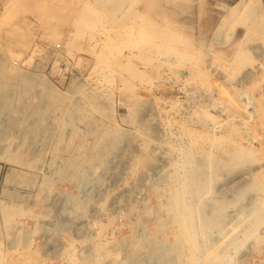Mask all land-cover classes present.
Instances as JSON below:
<instances>
[{
	"label": "rangeland",
	"instance_id": "rangeland-1",
	"mask_svg": "<svg viewBox=\"0 0 264 264\" xmlns=\"http://www.w3.org/2000/svg\"><path fill=\"white\" fill-rule=\"evenodd\" d=\"M255 97L264 0H0V264H264ZM226 122L251 149L230 168Z\"/></svg>",
	"mask_w": 264,
	"mask_h": 264
},
{
	"label": "bare ground",
	"instance_id": "bare-ground-1",
	"mask_svg": "<svg viewBox=\"0 0 264 264\" xmlns=\"http://www.w3.org/2000/svg\"><path fill=\"white\" fill-rule=\"evenodd\" d=\"M251 1V0H250ZM247 3V2H246ZM245 3V4H246ZM248 5V4H247ZM249 5H250V3H249ZM252 6V5H251ZM242 18H244V19H248V21H247V26H248V28L249 29H252L253 31H259L260 30V28L262 27L261 26V23L259 22V18H258V16L256 15H253L252 16V10H251V8H248V11H246L243 15H242ZM109 41V40H108ZM108 43H112V42H108ZM106 45H107V42L105 43ZM112 45V44H111ZM109 46V47H112V46ZM107 46V47H108ZM170 48L171 46L170 45H164V47L165 48H168V47ZM106 46H105V48H107ZM109 47H108V49H107V51L108 50H110L109 49ZM104 48V49H105ZM114 49H115V47H114ZM172 49H178V48H172ZM116 50V49H115ZM152 50V49H151ZM105 51V50H104ZM106 51V52H107ZM111 52L112 51H114V50H110ZM109 52V51H108ZM107 52V53H108ZM115 52V51H114ZM116 52H119L118 50H116ZM149 52H151V51H149ZM176 52V51H175ZM131 53H133V51L132 50H129V52H128V54H121V58L123 57V58H125V60H123V59H117V61L116 62H118V64H120L119 66H122L123 68H126L127 70H129L130 72H132V73H134V74H136V75H144L143 74V72L140 70V69H137L135 66L136 65H133L134 63L133 62H131V59L129 58V56H130V54ZM145 53V52H144ZM104 54V53H103ZM115 54V53H114ZM134 54H135V52H134ZM147 54V53H146ZM162 54V53H161ZM105 55H107V54H105ZM103 56V55H102ZM114 56V55H113ZM134 56H138V57H141V58H147V60H148V56H145V54H135ZM150 59V58H149ZM109 60V59H108ZM116 60V59H115ZM161 61V60H160ZM168 62V61H167ZM169 62H171V63H169V64H167V65H171L172 64V66H173V64L174 65H177V64H179V63H181V60L179 59V58H177V57H171V61H169ZM166 63V62H165ZM184 64V63H183ZM185 67H186V65H185ZM219 67H224L223 65H221V66H219ZM214 69V68H213ZM156 70H157V68H156ZM178 69L176 70V73L178 74ZM205 70H200V72H204ZM219 71H221L220 69H219ZM158 72V71H157ZM174 72V71H173ZM206 72V71H205ZM147 73V72H146ZM172 73V72H171ZM226 73V72H225ZM224 73V74H225ZM159 74V73H158ZM174 74V73H173ZM182 74V75H181ZM181 74H178V76L180 77V78H182V79H185V82H186V80H189L188 78H190V76H191V74H192V72L191 73H189L190 74V76L188 77V78H186V74H183V73H181ZM188 74V75H189ZM199 74V73H198ZM223 74V75H224ZM133 75V74H132ZM193 75H194V73H193ZM137 76V77H138ZM149 76V75H148ZM134 78V77H133ZM141 78V77H140ZM155 78V77H154ZM211 78V77H210ZM227 78V77H226ZM225 78V79H226ZM143 79H144V77H143ZM212 79H214L215 80V78H211V80ZM145 80V79H144ZM143 80V81H144ZM146 80L148 81V82H152V83H154V79H153V76H149L148 78L146 77ZM145 80V81H146ZM140 81V80H139ZM184 81V80H183ZM207 81V80H206ZM205 81V82H206ZM216 81V80H215ZM214 81V82H215ZM227 81V80H226ZM226 81H224L223 80V82H226ZM233 81V80H232ZM180 82V81H179ZM204 82V83H205ZM233 83H234V81H233ZM232 82L231 83H225V85H223V84H221V85H219V87H217V88H220V90L219 89H217V93L216 94H218L219 96V99H223V97H224V94H225V90L227 89V88H229V89H232L233 90V93H237V94H239L238 92L240 91V89H239V87L237 88L236 86V84H233ZM201 84V83H200ZM219 84V83H218ZM226 86H227V88H226ZM249 87V86H248ZM250 88V87H249ZM246 89V88H245ZM189 91V90H188ZM241 92V91H240ZM232 93V94H233ZM244 93V92H243ZM242 93V94H243ZM231 94V93H230ZM250 96V95H249ZM214 97V96H213ZM217 97V98H218ZM240 97V96H239ZM253 97V96H252ZM219 99H217V100H219ZM232 99V98H231ZM225 100V99H224ZM223 100V101H224ZM249 100V99H248ZM252 100H255L256 101V103H257V105L256 104H254L256 107H258L259 105L261 106V104H260V102H259V98L258 97H255V99H253L252 98ZM251 100V101H252ZM246 101V100H245ZM233 103L235 102V99L232 101ZM249 102V101H248ZM229 103V102H228ZM233 103H232V106H233ZM251 103V102H250ZM244 104V103H243ZM241 105V103H239V106ZM237 107H238V105H236ZM208 108V107H207ZM259 108V107H258ZM264 108V106H262V107H260L259 108V110L260 109H263ZM236 109V108H235ZM224 111V110H223ZM264 111V110H263ZM204 121V120H203ZM227 123V122H226ZM206 125V124H205ZM216 125V124H215ZM225 126V125H224ZM223 126V127H224ZM228 126V127H227ZM227 126L225 127V129H222V132L218 135V134H213L212 136H211V139L214 141V140H221V139H224V140H226L227 142H229L234 148H233V150L231 151V152H229L230 153V156H229V160L224 164H222L223 166H226V165H228L229 166V168H230V164H232V163H234V164H232V165H234V167H235V162H237V163H239V162H242L246 157H248L249 155H251V149L250 148H248V147H245V146H243L242 144H241V142H240V139L244 136V134H241V130H240V126L238 125V124H236V123H230L229 125H228V123H227ZM222 127V126H221ZM187 128V127H186ZM212 128V127H211ZM183 129V128H182ZM191 129V128H190ZM188 131H190L191 133H192V131H193V129L192 130H188ZM220 131V130H219ZM249 134V133H248ZM249 136H250V134H249ZM256 140H258V139H256ZM260 142H259V140H258V144H259ZM264 142H262V144H263ZM210 145H212V143L210 144ZM255 145V144H254ZM259 145H261V144H259ZM257 146V145H256ZM228 152V151H227ZM228 166H226L227 168H228ZM231 171V170H230ZM260 181H263L264 182V172H263V174L261 175V179H260ZM259 186L261 185V184H259V182L257 183ZM245 190V189H244ZM241 192H242V190H241ZM240 193V192H239ZM171 205H179V207L181 206L180 205V202H179V200H178V198H176L175 196L173 197V199H172V201H171ZM173 208V207H172ZM174 209V208H173ZM181 222H180V225H179V230H177V232H176V237L179 239V240H186L187 241V244H188V249H190V250H188V252L190 251V259H195V256H196V254H194V252H193V250H194V243H195V233H194V229H193V225H192V223H191V219H190V215L188 214V213H182V215H181ZM178 222V221H177ZM162 225V224H161ZM175 226V225H174ZM176 227V226H175ZM172 228V227H171ZM177 228V227H176ZM178 229V228H177ZM185 241V242H186ZM180 243V242H179ZM182 243V242H181ZM174 245V244H173ZM178 245V243H176V245L175 246H177ZM184 248V247H183ZM177 250L179 251L180 249H178L177 248ZM196 253V252H195ZM193 263V262H192ZM51 264H53V263H51ZM184 264V263H183Z\"/></svg>",
	"mask_w": 264,
	"mask_h": 264
}]
</instances>
